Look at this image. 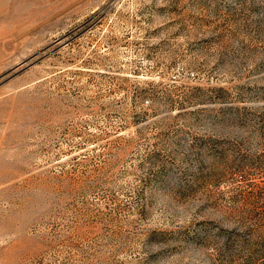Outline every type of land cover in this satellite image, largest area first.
Listing matches in <instances>:
<instances>
[{"label": "rangeland", "instance_id": "374dc122", "mask_svg": "<svg viewBox=\"0 0 264 264\" xmlns=\"http://www.w3.org/2000/svg\"><path fill=\"white\" fill-rule=\"evenodd\" d=\"M264 0H0V264H264Z\"/></svg>", "mask_w": 264, "mask_h": 264}, {"label": "trees", "instance_id": "16d2710c", "mask_svg": "<svg viewBox=\"0 0 264 264\" xmlns=\"http://www.w3.org/2000/svg\"><path fill=\"white\" fill-rule=\"evenodd\" d=\"M264 194V187H260L259 186V191L257 192V196H258V198H261V200L260 201H262V198H263V195ZM264 203V202H263Z\"/></svg>", "mask_w": 264, "mask_h": 264}]
</instances>
